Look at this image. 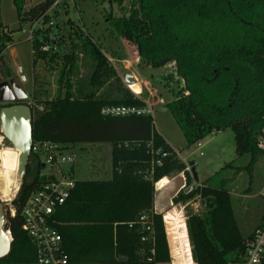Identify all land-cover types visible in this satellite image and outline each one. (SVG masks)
Masks as SVG:
<instances>
[{"label": "trees", "instance_id": "1", "mask_svg": "<svg viewBox=\"0 0 264 264\" xmlns=\"http://www.w3.org/2000/svg\"><path fill=\"white\" fill-rule=\"evenodd\" d=\"M55 1L44 0L28 8L26 0H13V4L19 21L33 24L49 18L46 12ZM122 1L115 0L119 6ZM58 10L51 11L53 22ZM108 22L115 31L136 36V48L149 68L174 64L181 86L166 107L187 145L230 130L236 160L249 159L238 172L250 174L264 158V149L258 147L264 130V0H130L127 15H109ZM68 35L71 44L61 36L59 54L51 49L39 51L44 45L53 48L54 41L45 37L32 40L37 57H59L61 62L55 97L38 101L30 96L43 108H32V141L56 144L63 150L84 143L110 144L111 176L102 181H75L69 198L54 212L52 227L61 237L68 264H166L169 255L162 223L166 212L156 215L153 211L154 186L184 168L178 155L154 131L151 116L101 115L106 107L142 108L145 104L122 85L91 39L79 31ZM11 42L0 22V60ZM82 54L91 59L93 70L86 83L73 84ZM169 79L167 76L164 81ZM113 80L116 89H104ZM157 151L167 156L161 158ZM232 168H236L234 162L216 176ZM43 170L42 163L30 154L26 174L11 202L14 217L5 214V230L12 242L0 264H36V250L21 229V211L33 192L53 179ZM193 174H186V187L193 185L194 189L173 200L177 204L198 196L204 204L202 214L189 213L186 219L193 263H238L245 240L261 223L243 236L230 192L223 184L218 188L194 184ZM143 216L150 231L139 222ZM143 238L147 240L143 242Z\"/></svg>", "mask_w": 264, "mask_h": 264}, {"label": "rangeland", "instance_id": "2", "mask_svg": "<svg viewBox=\"0 0 264 264\" xmlns=\"http://www.w3.org/2000/svg\"><path fill=\"white\" fill-rule=\"evenodd\" d=\"M42 3L44 0H26L25 8ZM129 7L130 0H123L120 6L115 0H59L55 8L59 9L54 22L56 26L50 27L51 12L46 20L24 24L17 17L13 0H0V22L12 38L11 47L3 54V68L4 70L8 68L10 75L27 95V99H31L32 94L38 101L51 99L55 97L59 88L57 81L61 62L59 57L49 56L44 58L36 56L34 61L33 45L29 39L31 31L33 40L41 41L44 37L49 39L54 36L56 44L53 48L58 54V42L61 36L68 45L71 44L69 33L79 31L86 35L104 54L117 77L122 81V85L135 97H140L144 103L152 105L154 131L178 155V161L184 169L192 165L188 172L191 176L192 169L194 171L196 180L193 178L192 182L212 188H218L223 184L231 194L235 218L242 235L251 234L264 216V158L258 162L250 174L246 171L238 172V168L247 166L249 159L244 157L240 161L236 160L233 134L230 130L206 136L199 141L202 145L200 149L195 145H187L186 139L166 107L173 99L172 94L181 86V82L177 81L175 76L174 64L169 63L162 69L156 70L149 68L136 48V36L123 35L115 31L108 22L109 15L113 18L127 15ZM72 37L76 36L72 35ZM131 51L137 56L131 54ZM77 65V74L72 77L73 84L86 83L92 73L93 63L88 56L82 54L78 57ZM127 73L132 74L134 84L128 85L123 82V77ZM1 76L4 78L6 72L3 71ZM167 76L171 78L168 82L164 81ZM116 87L117 83L113 80L107 83L104 89L114 90ZM0 138V149L11 148L10 144L3 139L1 131ZM111 150L112 146L105 143L74 145L63 152L64 155L72 158L73 163L63 164L61 168L74 182L108 180L111 176ZM233 162L236 168L216 176L223 167ZM43 171L49 172L46 169ZM183 171L178 175L183 173L186 178ZM52 173L55 176L58 174L57 170H53ZM163 179L166 180L161 181ZM163 179L155 184V191L159 182L165 184L171 180ZM17 181L18 192L21 180L17 178ZM160 186L157 185V188ZM190 187L194 189L193 185ZM14 198L0 199L5 214H10L13 210L11 202ZM195 209L198 211L195 215L202 214L204 211V204L198 196L177 204L173 203L164 214V218L162 217L169 255V262L166 264H191V245L186 229V219L189 213L194 214Z\"/></svg>", "mask_w": 264, "mask_h": 264}, {"label": "built area", "instance_id": "3", "mask_svg": "<svg viewBox=\"0 0 264 264\" xmlns=\"http://www.w3.org/2000/svg\"><path fill=\"white\" fill-rule=\"evenodd\" d=\"M59 4V0H56L54 4L48 9L46 14H49ZM42 21V20H41ZM38 22V21H37ZM36 23V22H35ZM54 22L51 21L49 26H54ZM30 41L32 38V31L30 34ZM50 41H54V36L49 38ZM12 44V43H11ZM9 44L6 49L11 47ZM5 49V50H6ZM50 49L54 52V48L49 45H44L39 48L40 52H49ZM4 50V51H5ZM4 54V52H3ZM32 55L36 56V51H32ZM3 60H0V81L2 80L3 72ZM152 97V94H149ZM1 103V102H0ZM142 108L135 107H106L101 110V115L106 117H128V116H151L153 115L152 105L144 103ZM24 105L31 110L35 108L38 111H42L41 106L35 105L34 101L27 99ZM195 146L200 149L202 145L198 142ZM258 147L264 149V130L262 133V139L258 142ZM64 150L56 144L49 142L46 143H33L29 150L35 160L40 161L43 168L49 172H45L46 175L53 177L52 180L41 184L35 192L28 198L22 211L21 216L23 218L22 231L27 235L31 243L36 250V264H68L67 257L62 248V241L60 235L52 227L51 220L54 212L57 208L61 207L69 198L70 192L74 187V181L71 180L69 174L63 172L61 166L63 164H71L73 160L70 156L63 154ZM161 153L155 152L156 155ZM202 155V154H200ZM167 154L161 153V158H165ZM157 165H160V160L156 161ZM190 167L186 166L184 169V175L188 174ZM57 170L58 174L55 176L52 171ZM184 178L186 182V178ZM189 192L192 188L187 187ZM264 190V186H263ZM16 195V194H15ZM15 197V196H14ZM198 213L195 209L194 214ZM15 211L11 210L10 216L14 217ZM142 228L146 231H150V224H148L147 217L143 216L139 220ZM8 233H10L8 231ZM147 239L143 238L145 242ZM245 249L238 263L234 264H264V216L261 220L259 228H257L252 236L245 240ZM153 254V251H151ZM191 264H194L190 255Z\"/></svg>", "mask_w": 264, "mask_h": 264}, {"label": "water", "instance_id": "4", "mask_svg": "<svg viewBox=\"0 0 264 264\" xmlns=\"http://www.w3.org/2000/svg\"><path fill=\"white\" fill-rule=\"evenodd\" d=\"M123 82L132 85L134 80L132 74L127 73L123 77ZM9 97L0 96L1 103H13L11 106L0 109V131L4 140L11 148L18 150V164L16 176L20 180L26 174V167L29 159V150L32 145V110L25 106L23 102L27 100V95L20 88L13 87L9 90ZM262 137V134H261ZM192 165L190 164V167ZM194 173L192 169V174ZM194 177V174H193ZM196 180V178H194ZM157 186V185H156ZM189 193L184 178L180 175L169 180L168 184L158 191H155L153 198V211L156 215H162L172 206L173 200L181 193ZM17 193V192H16ZM12 238L8 230H5V213L3 205L0 203V260L5 258L11 248ZM124 262V259H120Z\"/></svg>", "mask_w": 264, "mask_h": 264}, {"label": "bare ground", "instance_id": "5", "mask_svg": "<svg viewBox=\"0 0 264 264\" xmlns=\"http://www.w3.org/2000/svg\"><path fill=\"white\" fill-rule=\"evenodd\" d=\"M1 143V138H0ZM18 150L13 148L0 149V199H12L18 189V181L16 176L17 164H18ZM169 182V181H168ZM167 183L160 188L166 186ZM160 188H157L158 191Z\"/></svg>", "mask_w": 264, "mask_h": 264}, {"label": "flooded vegetation", "instance_id": "6", "mask_svg": "<svg viewBox=\"0 0 264 264\" xmlns=\"http://www.w3.org/2000/svg\"><path fill=\"white\" fill-rule=\"evenodd\" d=\"M8 68H5V72H6V76L4 78H2V80L0 81V96H5V97H9V90L12 91L13 87L16 88H20V86L18 85V83L15 81V78H13L9 71L7 70ZM13 104H18V102H13V103H0V109L2 107H7V106H11ZM24 104V102H23Z\"/></svg>", "mask_w": 264, "mask_h": 264}, {"label": "crops", "instance_id": "7", "mask_svg": "<svg viewBox=\"0 0 264 264\" xmlns=\"http://www.w3.org/2000/svg\"><path fill=\"white\" fill-rule=\"evenodd\" d=\"M71 173H72V169H71Z\"/></svg>", "mask_w": 264, "mask_h": 264}]
</instances>
